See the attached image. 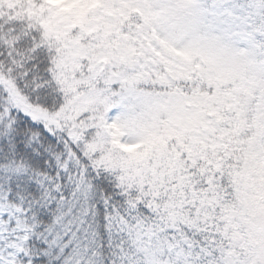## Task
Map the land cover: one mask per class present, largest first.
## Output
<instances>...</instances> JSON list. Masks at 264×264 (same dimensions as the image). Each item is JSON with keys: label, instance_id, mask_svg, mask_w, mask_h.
Here are the masks:
<instances>
[{"label": "snow or ice", "instance_id": "obj_1", "mask_svg": "<svg viewBox=\"0 0 264 264\" xmlns=\"http://www.w3.org/2000/svg\"><path fill=\"white\" fill-rule=\"evenodd\" d=\"M167 10L0 0V162H22L0 191V264H43L28 194L81 181L188 264H264V44L210 62L161 35Z\"/></svg>", "mask_w": 264, "mask_h": 264}, {"label": "trees", "instance_id": "obj_2", "mask_svg": "<svg viewBox=\"0 0 264 264\" xmlns=\"http://www.w3.org/2000/svg\"><path fill=\"white\" fill-rule=\"evenodd\" d=\"M216 0H210L214 3ZM236 11L239 29L258 46L264 44V0H223ZM22 162L5 157L0 162V191H11L21 174ZM29 183H35L31 175ZM68 182L58 195L37 184L33 204L42 211L29 217L30 232L43 245L38 258L43 264H148L153 253L161 260L188 264V255L170 240L159 224L139 221L129 226L118 220V206L109 207L103 190ZM19 188V183H17ZM35 254V253H34Z\"/></svg>", "mask_w": 264, "mask_h": 264}, {"label": "clouds", "instance_id": "obj_3", "mask_svg": "<svg viewBox=\"0 0 264 264\" xmlns=\"http://www.w3.org/2000/svg\"><path fill=\"white\" fill-rule=\"evenodd\" d=\"M166 3L168 10L161 21V35L173 46L210 62L225 60L235 53L203 27L197 0H166Z\"/></svg>", "mask_w": 264, "mask_h": 264}, {"label": "rangeland", "instance_id": "obj_4", "mask_svg": "<svg viewBox=\"0 0 264 264\" xmlns=\"http://www.w3.org/2000/svg\"><path fill=\"white\" fill-rule=\"evenodd\" d=\"M198 13L203 27L213 33L225 45L235 51L252 49L257 45L251 37L244 34L238 27L236 11L226 1L197 0ZM148 264H174L168 260L158 259L153 253L146 257Z\"/></svg>", "mask_w": 264, "mask_h": 264}]
</instances>
